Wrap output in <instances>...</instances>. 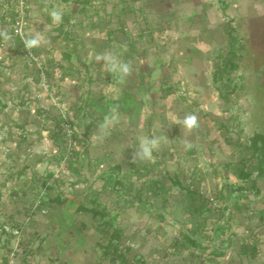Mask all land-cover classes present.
<instances>
[{"label": "rangeland", "instance_id": "1", "mask_svg": "<svg viewBox=\"0 0 264 264\" xmlns=\"http://www.w3.org/2000/svg\"><path fill=\"white\" fill-rule=\"evenodd\" d=\"M19 14L59 107L35 98ZM255 132L264 0H0V264H264V173L238 175Z\"/></svg>", "mask_w": 264, "mask_h": 264}, {"label": "built area", "instance_id": "2", "mask_svg": "<svg viewBox=\"0 0 264 264\" xmlns=\"http://www.w3.org/2000/svg\"><path fill=\"white\" fill-rule=\"evenodd\" d=\"M22 27H23V18L21 16V14H19V16L17 17L15 24H14L13 33L22 39L23 52L26 56L25 58L28 61V65L32 66L34 68V71L37 74V79H38L37 84H38V87L40 90L35 94V98L40 103L39 106H40L42 111L48 110L49 107H48L47 101H49L50 104L59 107V103H58L59 97L57 95H54L53 91L48 86V77H47V73L45 71V66H44L42 58L39 57L38 54L35 53L33 48L29 49L25 46L26 40L24 38ZM31 80L33 81V79H31ZM43 95H44V98H43ZM63 128H64V133H65V143H66V148H67L66 153H71L73 150V144H74L73 136H74L75 131H76V126L74 124H70L68 122H65L63 124ZM40 198L41 197L39 196V198H38L39 200H37L36 203L33 205L32 211L33 210H39L42 213H47L46 207L39 206L41 203V200H42ZM228 210L229 209L227 208L226 213H228ZM28 219H29V217H27V220ZM5 230H8L13 235L18 236L21 233L22 227L21 226H15V227H11V228L5 227Z\"/></svg>", "mask_w": 264, "mask_h": 264}, {"label": "trees", "instance_id": "3", "mask_svg": "<svg viewBox=\"0 0 264 264\" xmlns=\"http://www.w3.org/2000/svg\"><path fill=\"white\" fill-rule=\"evenodd\" d=\"M232 30H229L230 39H229V53L231 57H234L235 50H236V41L237 39L233 34H231ZM232 62V59L230 60ZM230 62V65H231ZM246 147L251 151L250 158L248 159L249 162L245 163V165L239 170L238 175L240 177H247L250 175V170L256 171V174L261 175L264 173V133L261 132H255L253 135L249 137V143L246 145ZM253 160L255 162L251 163ZM175 184L180 185L178 179L172 180ZM156 186V184H155ZM196 195L200 197L198 194V191L196 189H189L187 188V196L189 203H193ZM226 213V212H225ZM191 242L196 243L195 240H193L192 237H190ZM114 250H117V248L114 246ZM243 251H246L245 248H243Z\"/></svg>", "mask_w": 264, "mask_h": 264}, {"label": "clouds", "instance_id": "4", "mask_svg": "<svg viewBox=\"0 0 264 264\" xmlns=\"http://www.w3.org/2000/svg\"><path fill=\"white\" fill-rule=\"evenodd\" d=\"M52 16L53 19L55 21H59L60 20V13L59 12H52ZM41 43V37L37 34V36L35 38L32 39H28L25 41V46L29 49L33 48V47H38ZM97 59H104L106 61L112 62V69L115 70L116 69V64L113 60V58L106 54L104 56H98ZM120 71L124 74L127 75L130 73L131 69L130 67L125 64L120 68ZM107 119V118H106ZM113 119H115V117H113ZM183 125L188 128V129H192L194 127L198 126V117L195 113H188L186 114V116L184 117L183 121H182ZM103 127V126H102ZM158 139H143L139 145V149L137 150V152L134 153L133 155V162H135L136 158H139L141 160H151L152 159V151L154 148L158 147Z\"/></svg>", "mask_w": 264, "mask_h": 264}]
</instances>
